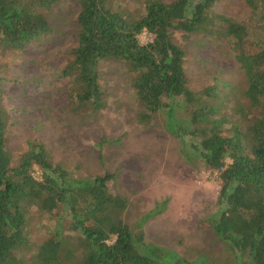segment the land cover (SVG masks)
<instances>
[{"label": "trees", "instance_id": "16d2710c", "mask_svg": "<svg viewBox=\"0 0 264 264\" xmlns=\"http://www.w3.org/2000/svg\"><path fill=\"white\" fill-rule=\"evenodd\" d=\"M57 1L0 0V53L47 32L49 22L40 9ZM78 1L77 38L61 71L69 77L72 110L96 113L106 107L99 62L122 61L136 93L137 123L147 125L153 114H162L165 129L182 144L184 159L194 166L200 160L219 172L218 211L210 226L233 256L232 264H264V0H244L252 12L248 21L213 13L217 0H144L141 11L113 0ZM213 26L231 40L247 81L246 108H237L241 119L220 112L209 100L213 86L195 91L185 74L186 53L176 35L210 33ZM144 30L153 37L140 43ZM9 119L0 99V264L209 260L207 253L186 260L172 249L148 243L142 233L134 234L122 218L127 200L109 187L113 175L108 172L77 176L55 162L38 139L28 141L13 164L5 142ZM35 168L39 176H34ZM34 215L57 218L36 246L29 230Z\"/></svg>", "mask_w": 264, "mask_h": 264}, {"label": "rangeland", "instance_id": "374dc122", "mask_svg": "<svg viewBox=\"0 0 264 264\" xmlns=\"http://www.w3.org/2000/svg\"><path fill=\"white\" fill-rule=\"evenodd\" d=\"M113 2L137 11L144 5V0ZM79 8L78 0H58L40 9L49 30L0 53V99L10 118L5 142L12 163L28 141L38 139L55 162L77 176L112 174L109 187L127 200L122 218L134 234L142 233L148 243L172 249L189 261L207 253L205 264H232L233 256L210 226L218 211L219 172L200 160L194 166L184 159L182 144L165 129L162 114H153L147 125L137 123L136 93L122 61L99 62L106 107L96 113L72 110L69 77L61 71L77 38ZM211 11L239 21L252 16L244 0H217ZM211 28L210 33L176 35L186 53L185 74L195 91L213 86L209 100L219 105L220 112L241 119L237 108H246L247 81L231 40L217 26ZM152 37L146 30L138 35L140 43ZM33 174L40 172L35 168ZM154 209L159 213L147 218ZM56 220L34 215L29 226L33 246L48 237Z\"/></svg>", "mask_w": 264, "mask_h": 264}]
</instances>
